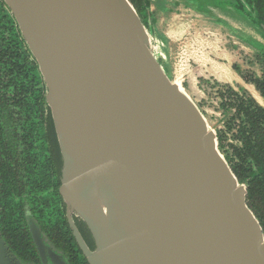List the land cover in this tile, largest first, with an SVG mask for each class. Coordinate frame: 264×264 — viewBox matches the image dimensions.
Returning <instances> with one entry per match:
<instances>
[{
    "label": "water",
    "instance_id": "1",
    "mask_svg": "<svg viewBox=\"0 0 264 264\" xmlns=\"http://www.w3.org/2000/svg\"><path fill=\"white\" fill-rule=\"evenodd\" d=\"M2 1L45 86L58 191L95 243L89 249L71 221L87 262L264 264L245 185L198 105L167 75L131 1ZM32 237L43 264H66ZM0 264H23L1 231Z\"/></svg>",
    "mask_w": 264,
    "mask_h": 264
},
{
    "label": "flooded vegetation",
    "instance_id": "2",
    "mask_svg": "<svg viewBox=\"0 0 264 264\" xmlns=\"http://www.w3.org/2000/svg\"><path fill=\"white\" fill-rule=\"evenodd\" d=\"M135 2L139 5L140 19L145 24L153 25L155 20L152 12V0H135ZM232 2L242 15L251 18V9H253L260 20L264 22V0H232ZM0 14L10 15L13 21V33L18 31L20 38L24 41L13 15L2 0H0ZM0 46L4 48L2 42H0ZM29 54L28 60H33L35 71L39 73L37 63L30 51ZM255 57L259 65L258 72L253 69L248 70L255 75H260L261 67L264 64V55L258 54ZM236 74L244 84L253 86L251 83L245 82L238 73ZM6 83V76L0 74V231H3L7 237L12 233L19 232L24 239H29L34 248V255L30 260H26L22 256L17 257L8 247L9 251L23 264H43L32 237L33 230L37 232L43 245L58 255L66 264H89L73 234L71 221L91 250L95 248L92 235L79 216L68 213L58 191L61 160L59 148L57 149L55 133H50V130L49 133H46L48 117H51L50 110L46 111L45 109L44 111L43 133H40L39 140L33 138L25 140V133L21 125L14 130H9L6 126L5 121L9 111L17 115L24 109L22 99L15 98L11 101L7 99L9 94L2 98L1 94L4 87H7ZM7 88L12 90L13 86L10 85ZM254 90L261 101L253 93H247L259 106L264 108V98L256 89ZM235 92L239 93V90ZM220 110L226 117L227 113H223L221 108ZM227 136L228 141L237 143V140L230 137V133H227ZM47 263L51 264L49 258Z\"/></svg>",
    "mask_w": 264,
    "mask_h": 264
},
{
    "label": "rangeland",
    "instance_id": "3",
    "mask_svg": "<svg viewBox=\"0 0 264 264\" xmlns=\"http://www.w3.org/2000/svg\"><path fill=\"white\" fill-rule=\"evenodd\" d=\"M152 4L155 55L169 78L178 81L198 105L211 128L223 127L225 115L217 92L223 86L253 93L261 101L234 66L258 72L255 56L264 51V32L232 0H152Z\"/></svg>",
    "mask_w": 264,
    "mask_h": 264
},
{
    "label": "trees",
    "instance_id": "4",
    "mask_svg": "<svg viewBox=\"0 0 264 264\" xmlns=\"http://www.w3.org/2000/svg\"><path fill=\"white\" fill-rule=\"evenodd\" d=\"M130 1L139 14V5L135 0ZM251 18L253 23L264 26V22L253 9ZM12 22L9 14H0V42L4 46H0V74L6 76L7 87L13 86L12 90L4 87L1 96L4 98L9 94L7 99L11 101L15 98L22 99L24 109L17 115L9 111L5 122L9 130L21 125L25 140H39L40 133H43L44 111H49L44 98L45 86L41 76L35 71L33 60H28V48L18 31L13 33ZM142 23L146 27L152 26L151 23ZM262 54L264 55V52ZM234 68L242 79L251 83L264 98V64L260 75H255L248 69H239L237 66ZM217 92L220 108L223 113H227L223 129H216L217 146L238 181L245 185L246 203L264 233V108L245 91L237 93L231 87L223 86ZM231 109L234 111L231 112ZM49 130L50 133H55L50 116L46 133H49ZM227 133H230V137L237 140V143L228 141ZM1 235L17 257L22 256L26 260L33 258L34 248L29 239H24L19 232L7 237L2 231Z\"/></svg>",
    "mask_w": 264,
    "mask_h": 264
}]
</instances>
